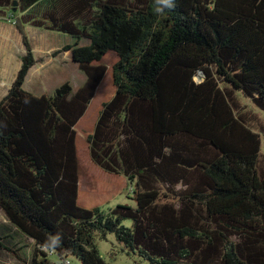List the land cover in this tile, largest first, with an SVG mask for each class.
<instances>
[{
  "label": "trees",
  "instance_id": "obj_1",
  "mask_svg": "<svg viewBox=\"0 0 264 264\" xmlns=\"http://www.w3.org/2000/svg\"><path fill=\"white\" fill-rule=\"evenodd\" d=\"M13 3L0 0V22L63 35L85 82L26 91L36 64L26 44L0 102V255L109 264L96 238L111 234L148 264H264V124L240 103L264 115V0ZM110 53L115 95L87 143L96 166L133 184L137 208L103 212L78 205L76 127Z\"/></svg>",
  "mask_w": 264,
  "mask_h": 264
},
{
  "label": "rangeland",
  "instance_id": "obj_2",
  "mask_svg": "<svg viewBox=\"0 0 264 264\" xmlns=\"http://www.w3.org/2000/svg\"><path fill=\"white\" fill-rule=\"evenodd\" d=\"M45 6V1L40 3L34 13L41 14ZM17 22L18 24H16ZM17 22L11 20L10 17L0 22V102L8 94L21 69L23 58L28 54L26 44L36 61L26 79L24 85L26 91L36 96H42L53 94L57 88L66 83L71 84L74 89L84 84L85 74L77 65L71 63L69 52H63L66 43L63 35L25 25L19 19ZM116 62L114 53L108 54L102 61L109 67V71L86 115L76 127L81 183L78 205L88 210L98 208L107 212L121 204L137 208V203L133 200V184L123 176L105 173L96 166L91 160L87 143V138L94 130L103 105L115 95L111 69ZM240 97H242L240 103L246 116L253 119L254 126L263 128L264 115L257 110L251 100L241 95ZM260 114H262L263 120L260 118ZM0 222L8 223V219L2 211H0ZM126 225L130 226L131 222H127ZM17 236L14 234L12 237L16 239ZM96 245L102 258L109 264H148L137 257L128 256L114 235H108L106 240L96 238ZM51 260L55 264H59L56 263L58 262L57 258H51ZM0 262L2 264H24L6 252L0 256ZM61 264H81V262L71 258Z\"/></svg>",
  "mask_w": 264,
  "mask_h": 264
},
{
  "label": "water",
  "instance_id": "obj_3",
  "mask_svg": "<svg viewBox=\"0 0 264 264\" xmlns=\"http://www.w3.org/2000/svg\"><path fill=\"white\" fill-rule=\"evenodd\" d=\"M14 12H17L18 0H14Z\"/></svg>",
  "mask_w": 264,
  "mask_h": 264
},
{
  "label": "crops",
  "instance_id": "obj_4",
  "mask_svg": "<svg viewBox=\"0 0 264 264\" xmlns=\"http://www.w3.org/2000/svg\"><path fill=\"white\" fill-rule=\"evenodd\" d=\"M31 70H32V69H31ZM80 184H81V183H80ZM1 255H2V254H1ZM1 255H0V256H1Z\"/></svg>",
  "mask_w": 264,
  "mask_h": 264
}]
</instances>
